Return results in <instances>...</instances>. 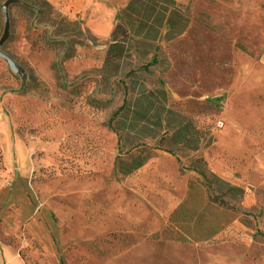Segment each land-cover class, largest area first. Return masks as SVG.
Returning <instances> with one entry per match:
<instances>
[{"label":"rangeland","instance_id":"rangeland-1","mask_svg":"<svg viewBox=\"0 0 264 264\" xmlns=\"http://www.w3.org/2000/svg\"><path fill=\"white\" fill-rule=\"evenodd\" d=\"M182 204L186 241L162 235ZM212 243L264 264V0H0V244L199 264Z\"/></svg>","mask_w":264,"mask_h":264},{"label":"crops","instance_id":"crops-1","mask_svg":"<svg viewBox=\"0 0 264 264\" xmlns=\"http://www.w3.org/2000/svg\"><path fill=\"white\" fill-rule=\"evenodd\" d=\"M174 163L175 160L171 158L169 160L171 167L166 173L167 177L163 179V183L172 185L171 189H167L165 195H163L167 201V205L164 207L165 211L162 210V212L166 213L171 212L181 202V188L189 180L188 177H181ZM143 169L145 172L148 169L151 170L150 168H146V166ZM155 169L149 175V178L156 176L160 179L158 175L162 172ZM198 262L199 264H245L243 250L238 245L231 243H212L200 246L198 250ZM0 264H26V262L14 247L0 244Z\"/></svg>","mask_w":264,"mask_h":264},{"label":"trees","instance_id":"trees-1","mask_svg":"<svg viewBox=\"0 0 264 264\" xmlns=\"http://www.w3.org/2000/svg\"><path fill=\"white\" fill-rule=\"evenodd\" d=\"M190 184L192 185L193 183H190ZM184 210H186V207L184 204L177 207V209L174 211V214L170 218L168 226L163 230L162 235H164L165 237H170V238L175 239V240L186 241L187 238H185V237L173 236V234L175 233V230H174V227L172 226L173 222L176 220V216L179 213L182 214V211H184ZM180 214H179V216H180Z\"/></svg>","mask_w":264,"mask_h":264}]
</instances>
